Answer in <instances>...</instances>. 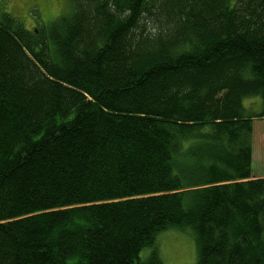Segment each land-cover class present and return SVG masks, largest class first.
<instances>
[{"label":"trees","instance_id":"trees-1","mask_svg":"<svg viewBox=\"0 0 264 264\" xmlns=\"http://www.w3.org/2000/svg\"><path fill=\"white\" fill-rule=\"evenodd\" d=\"M68 1L0 9V264H264V0Z\"/></svg>","mask_w":264,"mask_h":264},{"label":"rangeland","instance_id":"rangeland-1","mask_svg":"<svg viewBox=\"0 0 264 264\" xmlns=\"http://www.w3.org/2000/svg\"><path fill=\"white\" fill-rule=\"evenodd\" d=\"M69 8L68 0H0V9L10 13L27 29H37L42 24L49 26ZM243 104L252 115L261 109L259 96L245 98ZM252 121L251 175L254 179L264 176V118H254ZM156 243L163 264H195L196 243L185 230L169 228L161 231L156 236ZM148 253V248H144L140 255L145 258Z\"/></svg>","mask_w":264,"mask_h":264}]
</instances>
